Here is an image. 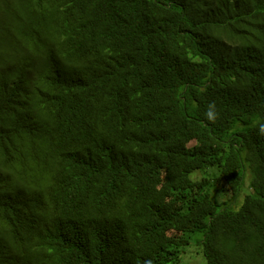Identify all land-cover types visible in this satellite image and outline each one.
<instances>
[{"label":"trees","instance_id":"obj_1","mask_svg":"<svg viewBox=\"0 0 264 264\" xmlns=\"http://www.w3.org/2000/svg\"><path fill=\"white\" fill-rule=\"evenodd\" d=\"M261 126L264 0H0V264H264Z\"/></svg>","mask_w":264,"mask_h":264},{"label":"rangeland","instance_id":"obj_2","mask_svg":"<svg viewBox=\"0 0 264 264\" xmlns=\"http://www.w3.org/2000/svg\"><path fill=\"white\" fill-rule=\"evenodd\" d=\"M219 168H208L202 173V177L204 176H214L217 173ZM199 176V178L201 177ZM224 183L219 181L215 184L214 188L211 190V194L213 197L218 200L219 202L229 199L232 195L229 192H226L224 189ZM243 193L241 196H244ZM184 258V264H206L205 259L201 255L200 250L196 246H191L189 249L186 250Z\"/></svg>","mask_w":264,"mask_h":264},{"label":"clouds","instance_id":"obj_3","mask_svg":"<svg viewBox=\"0 0 264 264\" xmlns=\"http://www.w3.org/2000/svg\"><path fill=\"white\" fill-rule=\"evenodd\" d=\"M214 108H215V103L213 102L212 104L209 105V109L211 110V109H214ZM210 114H211V113L208 112V113H206L205 115H206V116H209ZM260 131H261V134H264V126H261Z\"/></svg>","mask_w":264,"mask_h":264}]
</instances>
